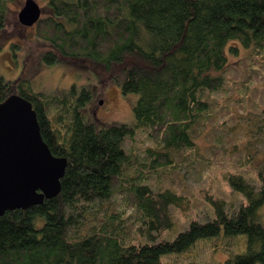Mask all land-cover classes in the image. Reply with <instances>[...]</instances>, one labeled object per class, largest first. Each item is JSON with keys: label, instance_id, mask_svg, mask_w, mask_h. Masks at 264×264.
I'll return each instance as SVG.
<instances>
[{"label": "trees", "instance_id": "16d2710c", "mask_svg": "<svg viewBox=\"0 0 264 264\" xmlns=\"http://www.w3.org/2000/svg\"><path fill=\"white\" fill-rule=\"evenodd\" d=\"M9 1L0 0V32ZM44 1L50 13L35 24V36L51 47L43 60L88 58L106 72L122 63L111 80L124 95L137 94L134 123L96 127L82 115L88 91L78 96L72 86L47 94L22 75H0V102L11 94L27 99L43 141L66 159L56 194L0 216V264H165L164 255L198 239L215 249L224 238L236 239V248L245 242L226 264H264V175L257 173V183L225 175L245 198L229 211L224 198L200 189L214 216L190 218L172 239L166 237L174 226L171 209L185 216L189 201L171 187H153L194 161L196 134L230 105L218 100L229 93V55L241 49L264 55V0ZM248 72L238 88L242 97L253 67ZM260 113L264 118V105ZM138 133L150 143L139 154ZM92 210L103 219L87 225Z\"/></svg>", "mask_w": 264, "mask_h": 264}, {"label": "rangeland", "instance_id": "374dc122", "mask_svg": "<svg viewBox=\"0 0 264 264\" xmlns=\"http://www.w3.org/2000/svg\"><path fill=\"white\" fill-rule=\"evenodd\" d=\"M35 1L41 9L40 18L50 13L44 0ZM24 2L10 0L8 3L6 24L0 32V75L8 80L22 75L34 91L47 94L57 90L68 92L72 86H75L78 96L82 90L88 91L90 98L82 108V115L85 122L94 123L96 127L134 123L132 108L137 94L124 95L111 80V76L117 75L123 64L114 65L110 72L88 58H59L47 64L42 53L51 47L35 36V24L24 26L18 21V11ZM251 67L254 69L252 83L246 96L242 97L238 88ZM226 76L229 93L227 96L222 94L218 100L221 105H230H226L202 132L196 134L194 161L153 185L154 189L171 187L189 201L190 209L185 216L171 209L174 226L166 234L168 239L185 228L190 218L205 221L214 216L199 193L200 189H210L224 198L229 211L245 198L230 187L225 175L240 173L253 183H257V173L264 175V118L260 113L264 105V55H253L242 49L236 56L229 55ZM136 139L133 152L139 154L150 143L143 133H138ZM126 145L130 146V141ZM260 215L264 223V206L260 209ZM102 219L101 213L92 210L87 214L85 223L88 225ZM136 225L133 218L128 223L132 230ZM196 242L184 252L164 255V263L226 264L229 255L243 252L245 247L243 242L236 248L234 238L218 241L215 249H211L210 241L205 239Z\"/></svg>", "mask_w": 264, "mask_h": 264}, {"label": "water", "instance_id": "95a60500", "mask_svg": "<svg viewBox=\"0 0 264 264\" xmlns=\"http://www.w3.org/2000/svg\"><path fill=\"white\" fill-rule=\"evenodd\" d=\"M35 0H25L18 21L32 26L40 19ZM66 167L43 141L32 104L19 94L0 102V216L26 209L57 193Z\"/></svg>", "mask_w": 264, "mask_h": 264}]
</instances>
